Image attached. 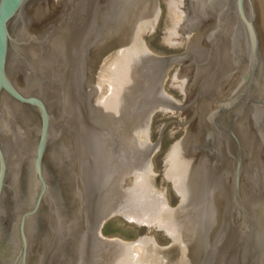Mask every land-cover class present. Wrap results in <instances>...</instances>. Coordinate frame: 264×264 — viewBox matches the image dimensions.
<instances>
[{"label":"water","instance_id":"water-1","mask_svg":"<svg viewBox=\"0 0 264 264\" xmlns=\"http://www.w3.org/2000/svg\"><path fill=\"white\" fill-rule=\"evenodd\" d=\"M64 1L0 0V264H264V0Z\"/></svg>","mask_w":264,"mask_h":264},{"label":"rangeland","instance_id":"rangeland-1","mask_svg":"<svg viewBox=\"0 0 264 264\" xmlns=\"http://www.w3.org/2000/svg\"><path fill=\"white\" fill-rule=\"evenodd\" d=\"M160 38L158 28H154L147 39V49L163 56L172 55V48ZM165 75H172V71H166ZM163 89L169 91L171 98L181 101L178 88H172V77H166V82H163ZM158 157H161V154H151V172L164 169L162 161ZM168 195H172L178 203L175 191H168ZM151 229L155 237L154 246L172 243L169 236L156 233L155 228ZM140 231V227L112 218L106 219L100 226V235L131 242L140 237ZM146 237H149V233H146Z\"/></svg>","mask_w":264,"mask_h":264},{"label":"flooded vegetation","instance_id":"flooded-vegetation-1","mask_svg":"<svg viewBox=\"0 0 264 264\" xmlns=\"http://www.w3.org/2000/svg\"><path fill=\"white\" fill-rule=\"evenodd\" d=\"M39 1H40V2H45L46 0H39ZM69 4H70V2H67V0L63 2V5H62V9H63V11H66V7H67ZM187 15H190V12H188ZM206 22H207V19H201V22H200V24L198 25V30L203 29V27H204V25L206 24ZM188 24H189V25H188ZM186 25L190 27V22H188ZM80 30H82V29H77V30L74 31V32H69V30H67V29H63L62 31H63L64 33H68V34L73 33V34L77 35V34L80 33ZM188 30H189V32H190V28H189ZM65 35H66V34H65ZM75 39H76V38H73V40H72V37H71L70 41L68 42V45L65 46V51H66V52H67V51H68V52L70 51V53H72L71 58H73L74 61L79 59V50H80V48H79L78 45H77V46H76V45H75V46L73 45V42H74V43L76 42V41H74ZM76 40H77V39H76ZM77 47H78V48H77ZM88 49H89V48H88ZM76 52H77V53H76ZM80 58H81V57H80ZM72 63H73V61L70 60V57H69L68 55H65V58L62 60L61 65H62L65 69H67V68H69V67L72 65ZM64 68H63V69H64ZM236 68H237V67H236ZM65 71H66V70H65ZM233 73H234V72H233ZM233 73H231V75L229 76V79H227V81L224 83V86H223V88H222L223 90L226 89L227 94H228L229 91L231 90L233 84L237 82L235 78H231L232 75H233ZM66 80H67L66 77H64V78H63V81H66ZM232 91H233V90H231V92H232ZM231 92L229 93V95L231 94Z\"/></svg>","mask_w":264,"mask_h":264}]
</instances>
